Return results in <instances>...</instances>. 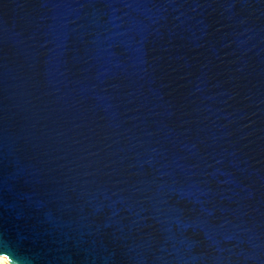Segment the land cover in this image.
I'll use <instances>...</instances> for the list:
<instances>
[{
	"label": "water",
	"instance_id": "obj_1",
	"mask_svg": "<svg viewBox=\"0 0 264 264\" xmlns=\"http://www.w3.org/2000/svg\"><path fill=\"white\" fill-rule=\"evenodd\" d=\"M0 256L264 264V0H0Z\"/></svg>",
	"mask_w": 264,
	"mask_h": 264
},
{
	"label": "bare ground",
	"instance_id": "obj_2",
	"mask_svg": "<svg viewBox=\"0 0 264 264\" xmlns=\"http://www.w3.org/2000/svg\"><path fill=\"white\" fill-rule=\"evenodd\" d=\"M9 264L7 259L4 256H0V264Z\"/></svg>",
	"mask_w": 264,
	"mask_h": 264
},
{
	"label": "rangeland",
	"instance_id": "obj_3",
	"mask_svg": "<svg viewBox=\"0 0 264 264\" xmlns=\"http://www.w3.org/2000/svg\"><path fill=\"white\" fill-rule=\"evenodd\" d=\"M7 264V263H6Z\"/></svg>",
	"mask_w": 264,
	"mask_h": 264
}]
</instances>
